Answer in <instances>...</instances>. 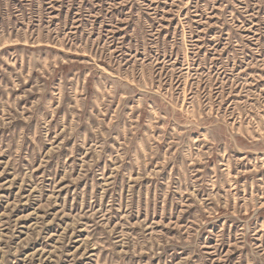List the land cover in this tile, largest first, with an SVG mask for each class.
I'll return each mask as SVG.
<instances>
[{
  "label": "rangeland",
  "instance_id": "obj_1",
  "mask_svg": "<svg viewBox=\"0 0 264 264\" xmlns=\"http://www.w3.org/2000/svg\"><path fill=\"white\" fill-rule=\"evenodd\" d=\"M0 264H264V0H0Z\"/></svg>",
  "mask_w": 264,
  "mask_h": 264
},
{
  "label": "bare ground",
  "instance_id": "obj_2",
  "mask_svg": "<svg viewBox=\"0 0 264 264\" xmlns=\"http://www.w3.org/2000/svg\"><path fill=\"white\" fill-rule=\"evenodd\" d=\"M119 237V236H118Z\"/></svg>",
  "mask_w": 264,
  "mask_h": 264
}]
</instances>
